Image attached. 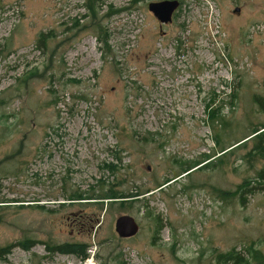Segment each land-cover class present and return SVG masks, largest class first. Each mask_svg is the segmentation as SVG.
Returning a JSON list of instances; mask_svg holds the SVG:
<instances>
[{
    "label": "rangeland",
    "instance_id": "1",
    "mask_svg": "<svg viewBox=\"0 0 264 264\" xmlns=\"http://www.w3.org/2000/svg\"><path fill=\"white\" fill-rule=\"evenodd\" d=\"M162 1L0 0V264H264V0Z\"/></svg>",
    "mask_w": 264,
    "mask_h": 264
},
{
    "label": "water",
    "instance_id": "2",
    "mask_svg": "<svg viewBox=\"0 0 264 264\" xmlns=\"http://www.w3.org/2000/svg\"><path fill=\"white\" fill-rule=\"evenodd\" d=\"M179 6L178 0L162 1L149 4V10L162 25L172 22L173 14ZM235 12H239V9H236ZM139 230V225L129 215H121L115 221V231L121 239L132 238L139 233Z\"/></svg>",
    "mask_w": 264,
    "mask_h": 264
},
{
    "label": "trees",
    "instance_id": "3",
    "mask_svg": "<svg viewBox=\"0 0 264 264\" xmlns=\"http://www.w3.org/2000/svg\"><path fill=\"white\" fill-rule=\"evenodd\" d=\"M262 129H264V126L261 128V129H254L253 130V132H252V134L250 135V136H253L252 138H250L249 140H251V139H256V140H254V141H261L262 140V138H263V136L264 135H262V133L263 132H260ZM249 136V137H250ZM249 140H247V141H249ZM242 141V140H241ZM241 141H239V142H237L235 145H237V144H239ZM244 141V140H243ZM247 141H245V142H242L240 145H238V146H242V145H244V144H246V142ZM238 146H236V147H238ZM235 147V148H236ZM256 150L258 151L259 150V152H261V153H263L264 152V143H261V142H259V144L257 145V147H256ZM200 164V163H199ZM199 164H195L193 167H197ZM192 168V167H191ZM190 169V168H189ZM190 174V173H189ZM264 181V172H260L259 173V176H258V182H263ZM248 185H250V183L248 184ZM161 187V186H160ZM257 190H259V189H257ZM262 190V189H261ZM264 190V189H263ZM262 190V191H263ZM112 193V194H111ZM103 199H110V200H117V201H114V202H118V200H121V199H123V198H128V197H131V196H129V195H125V194H119L118 196L117 195H115V194H113V192H111V189H109V191H107L104 195H103ZM119 202H123V201H119ZM92 231L90 230V233H91ZM23 247H27V246H25V245H22ZM86 248H87V245H84V244H76V245H61V246H58V247H47V251L49 252V253H65V254H74V255H77V256H79L82 260H84V259H87L88 258V256H89V254H87L86 253ZM9 252V250L8 249H0V258L2 257V256H4V255H6L7 253Z\"/></svg>",
    "mask_w": 264,
    "mask_h": 264
},
{
    "label": "flooded vegetation",
    "instance_id": "4",
    "mask_svg": "<svg viewBox=\"0 0 264 264\" xmlns=\"http://www.w3.org/2000/svg\"><path fill=\"white\" fill-rule=\"evenodd\" d=\"M74 216L76 217L72 222L73 228H79V229H86L87 225H85L84 222V215H82L81 213L79 214H74ZM70 219V218H68Z\"/></svg>",
    "mask_w": 264,
    "mask_h": 264
},
{
    "label": "bare ground",
    "instance_id": "5",
    "mask_svg": "<svg viewBox=\"0 0 264 264\" xmlns=\"http://www.w3.org/2000/svg\"><path fill=\"white\" fill-rule=\"evenodd\" d=\"M85 264H95V263L94 261H92V259H88Z\"/></svg>",
    "mask_w": 264,
    "mask_h": 264
}]
</instances>
